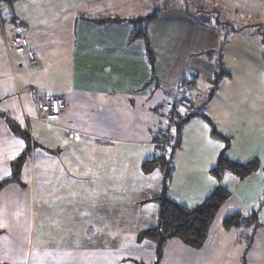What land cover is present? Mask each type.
<instances>
[{"label": "crops", "instance_id": "crops-1", "mask_svg": "<svg viewBox=\"0 0 264 264\" xmlns=\"http://www.w3.org/2000/svg\"><path fill=\"white\" fill-rule=\"evenodd\" d=\"M191 1L222 14L215 12L216 24L210 25L183 7H164L159 19L148 27L154 64L145 41H132L133 27L128 21L99 22L145 17L136 14L138 8L128 6L129 0H19L5 9L9 12L5 20L12 16L38 56L30 62L25 55L8 50L0 26V264H154L153 243L139 241L138 233L157 224L159 204L152 200L161 193L163 174L159 169V173L146 174H157L155 187L145 183L134 197L144 199L140 206H150V218L136 219L137 224L133 223L135 218H129L130 223L121 227L120 194L130 190L135 178L126 173L130 164H136L134 160H120L121 151L147 154L149 158L141 160L142 164L163 154L172 156L173 183L181 178L180 173L188 177L186 171L179 170L181 167L201 166L209 170L207 192L219 185L230 189L229 182L232 187H255L259 193L254 202L248 195L231 192L203 248L195 250L173 240L166 246L161 264H264V171L238 181L240 185L229 180L230 173L220 181L214 178L210 171L225 145L211 134V125L202 117L192 118L185 126L182 145L174 152L169 142L154 140L170 127L161 115L163 103L178 96L177 88L185 79L183 74L176 76L178 84L172 94L175 82L163 84L161 72H167L168 81L172 73L186 67L200 71L204 66L208 69L203 76L209 82L208 93L217 71L223 68V56L218 60L201 53L200 59L194 58L193 53L199 51L189 49L200 36L208 41L200 50L206 51L215 48L216 41L224 36L223 27L217 26L223 20L227 24L253 23L232 28L230 32L236 36L252 26L264 33V0ZM173 33L177 35L174 38ZM186 38L190 41L186 40L184 48ZM162 41L172 42L161 51ZM235 61L238 72L249 65L244 58ZM230 74L219 84L231 88L224 109L212 105L220 87L201 112L219 133L234 137L235 131L239 133L236 129L247 134L263 125L264 113L256 114L254 103L250 113L245 111L246 97L238 83L247 82L239 74ZM194 75L196 79L202 77ZM192 82L198 85L197 80ZM57 99L63 101L59 116L40 121L39 104ZM175 102L172 104H179ZM9 121L28 132L29 145ZM199 142V149L191 147ZM190 149L198 154L190 153ZM226 155L245 163L255 154L231 146ZM260 162L264 166V161ZM15 168H19L18 174ZM139 211L142 216L143 210ZM236 212L255 215L257 221L226 230L224 219ZM133 213L136 215L133 210L128 212L129 216ZM256 225L262 226L257 230L255 246L248 250L245 236Z\"/></svg>", "mask_w": 264, "mask_h": 264}, {"label": "rangeland", "instance_id": "rangeland-1", "mask_svg": "<svg viewBox=\"0 0 264 264\" xmlns=\"http://www.w3.org/2000/svg\"><path fill=\"white\" fill-rule=\"evenodd\" d=\"M113 1H117V0H113ZM129 1L131 2H129L128 6L138 8V11H136L137 12L136 14H139V15L147 16L149 13L151 14V12H154V11L161 12L164 9V7H167V6H169L170 8L178 6V7H183L189 10L194 15H196L197 18L201 17L202 19L206 20L207 24H210V25L216 24L217 17H218V14L215 13L218 11H214L215 9L214 10L209 9L208 7L204 8L203 6H205V4L203 5V3L201 7L200 3H194L191 0H129ZM3 6L6 10L11 9L10 7L8 8L5 5ZM198 9H200V11ZM181 12L182 11H180V13ZM218 13L220 14L221 11ZM8 14L9 12H6V15ZM168 21L169 19H167V22ZM223 21H221V24L217 23L218 24L217 26L220 28L223 27L222 33L224 36H221L220 40L216 41L215 48L208 49L206 51H200L202 50L201 48L208 43L207 40H205L203 37L200 36L199 41L195 42L194 45L189 49V51H192V50L199 51V52L193 53L194 58H199L198 55L201 53H209L211 54V58L213 56L214 59L220 60V55H222L223 57L221 58V61L223 63L224 70L230 71L233 75L237 74L238 76L239 74L240 78H243L247 82L245 84L240 83V82L238 83V86L245 93V97H246L245 99L246 110L245 111L247 113H250L249 107H251V103H254V107L258 108V111L256 114L264 113V60H262V54H264L263 53L264 52V33L262 34L260 30H258L255 26H252V27L247 28L246 32H244V34H241V36H236V35H233L232 32H230L232 28H244L248 24H253V23H247V21L245 20L243 21L242 24L238 22H230L227 24L226 21L224 22ZM20 28L23 31V28L22 27ZM175 36H177L176 33H173L172 38H174ZM186 40L190 41L188 38L183 40L182 46L184 48H186V45H187ZM171 42L172 41H168V42L162 41L160 43L161 51H163V49L166 50L167 44ZM30 48L33 49L31 46ZM172 49L174 48L172 47ZM27 51H30V49ZM33 51L35 52V60H37L36 59L38 56L37 52L34 49ZM25 57H27V55ZM235 58H242V60L244 58L245 64L249 63V65L247 66L246 69H242L241 71L238 72ZM28 60L30 62H35V60L31 61L29 58ZM260 66H262L261 70H260ZM217 67L218 65L216 66V68ZM201 70L196 71L195 69L194 71V68L192 66L186 67L184 71L180 70L179 72L172 73L168 81H166L167 72L163 71L160 73V81H162L163 84H166V82H168V84L170 85L175 82V88L171 89L173 90L172 94H175L176 85L178 84L176 76L178 74L179 75L183 74V76L185 77V79H182L179 88H177L178 96L171 95L173 97V100L171 102L166 101L165 103H163L164 105L161 109V115H162V118H164L167 121V123H170L172 121L171 113L173 111H175L174 113L175 116L173 118L176 119L177 121H181L182 119L187 118V115L192 114L194 111H197L200 108L202 109V107L204 108L205 102L208 99L210 92L206 93L208 90L209 82H207V80H205V78L203 77L204 74H208V69L203 66ZM217 72L219 74H222V70L217 71ZM215 73H216V70H215ZM194 74H199L202 77L199 79H196L197 77ZM194 80H197L198 82L197 86H193L192 81ZM225 83H231V82H225ZM169 85H167L166 87L164 86V88L166 89ZM219 88H220V91L218 93V96L216 100L212 102V105L216 109L221 108L223 110L224 106L227 105L226 93L227 91H231V88L230 86H227L226 88L224 83H222V85L219 86ZM175 101L179 102L177 106L172 104V102H175ZM200 105H202V107H200ZM229 110L232 111L228 107V111ZM39 113H40L39 115L42 116L39 120L47 122L46 115H44L41 111ZM227 130H231V129H227ZM236 130L239 131V133H236V131L235 132L233 131L234 132L233 134H235L234 137L232 135L231 136L233 138L230 136L232 139L231 146L237 150H240L242 149V147H244L246 148V150L252 151V153L255 154L254 157H251L245 163H248L254 158L258 159L259 161H262V160L264 161V124L260 126L258 125L256 128L252 130V132L249 131L247 133L248 135L240 132V129H236ZM217 141L225 145L224 141H222L221 139L219 140L217 138ZM191 147L193 149H199L201 147V142L195 143ZM189 152L192 154L194 153L195 155L198 154L195 150L191 151V149L189 150ZM159 154H160L159 151H157L156 156H158ZM257 155L261 156V158L263 159L259 158ZM147 158H149L147 154L141 156V155H138V153L137 155L135 154L132 155V154L125 153L122 151L120 152V160H125V161L134 160L136 162L135 165L130 164V166L127 169V173H126L130 177L135 178V180L133 181V184H129L130 190H128V192H121L120 194L121 196L120 208L122 212L121 218H120L121 227L123 225L126 227L127 223H130L129 218H135V220L133 221L134 224H137L136 219L138 221V220H146L147 218H150L149 216V214L151 213L150 206L145 205L142 207L139 205V203H141L144 199H134V197L137 196L136 194H139L142 191L141 187L143 184L150 183L151 187H155V183H156L155 179L157 177L156 173H159V170H157L156 173H154L152 176H145L146 174H144L141 171V164H142L141 160H145ZM153 158L155 157H152V159ZM185 162H190V161H185ZM179 170H184L189 175L187 178H185L184 173H180L179 176L181 178H178L176 180L174 179V183L172 182L173 180V177H172L170 180L171 182L169 185V190L171 189V183H173V188L170 191L168 190L169 192L168 196L173 201H176L191 209H194L196 208L198 204L200 205L202 202H204V200L212 193V192L206 191L209 188L208 186L210 185V177H207L209 176V173L207 174L209 170L207 169V167H201V166H198V168L181 167ZM120 175L123 176L124 171H121ZM229 175H230L229 177H232L229 179L231 182H237V185H240L238 184L239 180L237 176H235L233 173H230ZM227 184L230 186L229 191L232 192L233 194H236L237 196H247L248 195V197H251L254 200V202H256L259 198L257 197L258 196L257 194L259 193H257V190L255 189V187H244V186L232 187L233 184L229 182H227ZM121 187H124L123 181H121ZM255 194H256V197H255ZM131 202H133L132 207L130 206ZM240 206H242V208H248V205L243 206V204H241ZM253 208H254L253 206H250V209H253ZM131 210H133L136 213V215L133 213L132 216L131 215L129 216L128 212H130ZM139 210H143V212L141 213L142 216L138 215V213H140ZM246 226H249V225H246ZM252 229L245 236L248 238V245H247L248 250L251 249L250 248L251 245L253 246L255 242L254 239L256 237V234H254V236L251 237ZM42 234L43 233H40V235ZM249 239H250V243H249ZM122 244L124 243L121 238V245ZM121 253L123 252L121 251Z\"/></svg>", "mask_w": 264, "mask_h": 264}, {"label": "trees", "instance_id": "trees-1", "mask_svg": "<svg viewBox=\"0 0 264 264\" xmlns=\"http://www.w3.org/2000/svg\"><path fill=\"white\" fill-rule=\"evenodd\" d=\"M17 1L19 0H0V3L7 6L8 8H11ZM159 16V12L154 11L151 14L141 18H132L128 20L119 18L104 19L99 20V22H107L109 20L118 22L128 21L133 27L132 41L138 39H142L143 41H145L150 60L152 64H154V50L151 46L150 38L148 36V27L150 26V24L157 21L159 19ZM11 20H13L12 16ZM8 53H11V51H8ZM221 63L222 62H220V64ZM220 70H222V74H216L215 79L212 83V87L209 91V97L206 102H209L213 98L215 92L219 88L221 80L225 77L231 76L230 72L224 70V68L221 67L219 71ZM175 105L177 106L178 104ZM200 107H202V105H200ZM174 113L175 111L171 113L172 121L170 120V127L166 129L164 135H162L161 137H155L154 140L156 142H169L170 145H173L172 148L174 152L176 148H179L182 145V133L185 126L192 120V118H195L197 116L202 117L211 125V134L216 138L221 139L225 143V149L219 156L217 164L210 171L211 175L214 178L220 181L227 173H233L235 176H237L240 182H244L250 175L261 170L264 171V166H262L261 162L256 158L249 161L248 163H240L227 157L226 152L231 147V138L219 133L216 127L213 125L212 121L201 112V108L197 111H194L192 114L187 115V118L182 119L181 121H177L173 118L175 116ZM9 125L14 131H16L22 138L27 141L28 145L30 144L28 142L29 137L27 135V131L22 130L13 121H9ZM163 133L164 131H161V134ZM157 169L161 170L163 174L161 193L158 197H155L152 200L156 201L159 204L157 224L151 229L144 230L138 233V240L150 241L153 243L156 255V261L154 264H161L166 246L173 240L180 241L185 246L195 250L203 248L208 239L211 226L217 218L222 207L230 200L231 192L228 188L219 185L204 200V202H202L196 208L191 209L183 204L171 200L168 197V190L171 182L170 180L173 177L174 173L172 156L167 157L165 154H163L160 157L145 161L141 165V170L144 174H151ZM15 170L16 174H18L19 168H15ZM1 186L2 184H0V187ZM253 221H257L255 215L247 217L243 216L239 212H236L224 219L223 226L226 230H230L233 228L250 225L253 223ZM261 226L262 225H256L255 229L251 233V237L256 234L257 230Z\"/></svg>", "mask_w": 264, "mask_h": 264}, {"label": "built area", "instance_id": "built-area-1", "mask_svg": "<svg viewBox=\"0 0 264 264\" xmlns=\"http://www.w3.org/2000/svg\"><path fill=\"white\" fill-rule=\"evenodd\" d=\"M6 10L3 4L0 3V26L3 30L4 43L8 50L22 53L31 61L35 60V52L30 48L25 34L19 27V25L12 20H5ZM30 51H27L29 50ZM32 50V51H31ZM41 112L46 115L47 118L59 116V110L63 109V101L61 99L49 101L39 104Z\"/></svg>", "mask_w": 264, "mask_h": 264}]
</instances>
